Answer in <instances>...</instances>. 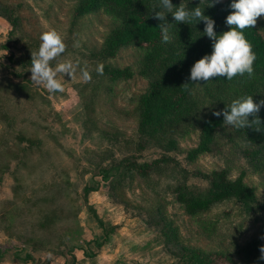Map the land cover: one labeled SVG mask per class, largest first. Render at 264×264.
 Listing matches in <instances>:
<instances>
[{"label":"rangeland","instance_id":"obj_1","mask_svg":"<svg viewBox=\"0 0 264 264\" xmlns=\"http://www.w3.org/2000/svg\"><path fill=\"white\" fill-rule=\"evenodd\" d=\"M84 1L0 0V248L9 249L2 262L20 261L15 255L28 249L37 263L63 264L79 247L85 254L76 264H189L191 250L245 264L240 247L253 239L264 243V124L236 128L223 121L208 151L189 153L198 147L204 119L234 99H264V70L193 83L177 111L144 125L142 95L153 82L174 89L188 81L197 50L211 40L205 24L177 23L160 0H138L144 10L165 11L171 41L130 43L109 57L104 42L122 13L102 1L81 12ZM171 2L173 11L181 3L187 10L199 6L215 21L216 34L228 26L223 0ZM257 24L264 33V17ZM50 29L67 45L51 66L79 65L71 78L57 75L63 92L31 80V51ZM101 64L103 75L96 72ZM114 67H127L131 76L112 79ZM258 116L264 122V106ZM134 161L152 166L142 172L130 166ZM218 169L231 179L242 176L256 200L231 197L189 213L178 192H206L207 175Z\"/></svg>","mask_w":264,"mask_h":264},{"label":"trees","instance_id":"obj_2","mask_svg":"<svg viewBox=\"0 0 264 264\" xmlns=\"http://www.w3.org/2000/svg\"><path fill=\"white\" fill-rule=\"evenodd\" d=\"M98 1H102L106 4H110L122 13V21L119 25L114 27L105 39L102 52L105 56H115L116 52L122 46L130 43H137L142 46H154L162 38L161 30L159 28L160 20L155 19V12L152 10H144L138 3V0H85L80 6L79 11L87 12L96 8ZM232 0H223L222 12L225 18L233 11L230 4ZM230 30L229 26L223 31L217 33L222 34L225 31ZM246 39L252 44L253 51L256 55V60L253 67H258L264 70V33L259 28L258 24L252 28H246L243 30ZM212 40L205 41L197 50L195 60L192 62L189 69V79L187 83H190L188 90H185L182 86L174 89L162 88L157 82H153L149 89L142 95L140 99L141 108V123L144 125H157L164 118L177 111L184 103L186 97L189 94L191 86L190 70L194 63L201 59L204 55H210L212 53ZM112 79L124 78L131 76L130 70L126 68H111L108 71ZM247 75V74H245ZM244 75V76H245ZM239 77L237 75L232 80H228L224 77H217L215 81H233ZM223 115L207 117L203 120L201 125V137L198 147L193 149L189 156L195 157L198 154L208 151L210 145L214 140L215 132L218 127L223 123ZM158 162V160L154 161ZM140 168L142 172L146 171L152 165L149 163L133 162L130 166ZM209 179V188L206 192L191 193L187 190L179 191L177 198L182 202L189 213H195L203 211L209 208L212 204L222 201L227 198H237L246 203L256 200V192L254 187L248 185L242 176L236 179H231L228 173L224 169H218L207 175ZM85 193L90 189L85 187ZM99 223L103 225V222L98 219ZM105 239L108 238V231L105 229ZM98 240V239H97ZM99 245L102 244L98 240ZM264 243L260 239H253L248 243L240 247L238 253L240 259L245 264H264V260L259 259L260 247ZM79 247L70 249L73 253L72 261H69L65 257L64 264H76L78 261L75 255V250ZM82 249V248H80ZM9 249L7 247L0 248V263L4 260L5 254ZM83 250V249H82ZM84 254L85 251L83 250ZM189 264H223L218 260L217 255H202L199 251L191 250L186 253ZM22 262L37 263V259L34 257L33 252L27 249L24 256H16ZM47 262L46 264H48ZM188 264V263H186Z\"/></svg>","mask_w":264,"mask_h":264},{"label":"clouds","instance_id":"obj_3","mask_svg":"<svg viewBox=\"0 0 264 264\" xmlns=\"http://www.w3.org/2000/svg\"><path fill=\"white\" fill-rule=\"evenodd\" d=\"M160 5L167 13L172 14L177 23H189L193 20L203 21L205 24L204 33L213 41L212 53L204 55L192 66L190 70L191 83L208 82L217 77L232 80L237 75L244 76L247 74L248 78L253 76L256 55L243 30L255 27L258 18L264 17V0H232L230 7L233 11L226 17V24L230 30L220 35H217L214 30L215 21L205 16L204 10L199 6L187 10L186 6L181 3L173 11L174 6L171 0H160ZM154 18L162 21L159 24L162 42L169 43L172 39L170 28L173 24L166 21L165 11L155 12ZM40 41L38 51H31V80L36 85L46 87L50 93L63 92V84L57 79V75L64 74L71 78L79 65L67 60L58 63L55 67L51 66L50 62L60 57L67 48L63 37L55 29L42 32ZM79 70L85 82L91 80L87 67H80ZM96 72L103 75L102 64L97 66ZM189 84L186 82L182 87L188 90ZM262 106H264V99L256 103L253 96L249 95L234 99L222 112L217 111L213 115L217 117L223 115L224 124L229 126L253 128V125L264 124L258 116ZM250 116L252 117L251 120L249 119ZM254 130L261 132L260 127H256ZM259 250L261 253L259 259L264 260V245Z\"/></svg>","mask_w":264,"mask_h":264},{"label":"crops","instance_id":"obj_4","mask_svg":"<svg viewBox=\"0 0 264 264\" xmlns=\"http://www.w3.org/2000/svg\"><path fill=\"white\" fill-rule=\"evenodd\" d=\"M84 252L82 249H76L75 250V255L77 256V259L80 260V258H82V256L84 257ZM65 261V260H64ZM3 262H1L0 264H2ZM5 264V263H3ZM11 264H31V262H22V261H12ZM64 264V262H63Z\"/></svg>","mask_w":264,"mask_h":264}]
</instances>
